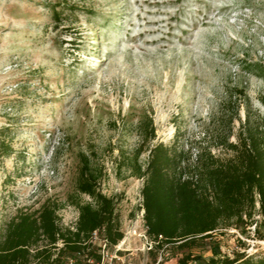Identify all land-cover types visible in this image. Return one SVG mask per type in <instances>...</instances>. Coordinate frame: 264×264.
<instances>
[{"label":"rangeland","instance_id":"obj_1","mask_svg":"<svg viewBox=\"0 0 264 264\" xmlns=\"http://www.w3.org/2000/svg\"><path fill=\"white\" fill-rule=\"evenodd\" d=\"M253 63L264 65V0H0V144L13 150L0 151V243L14 217L46 203L74 229L73 202H92L76 193L87 157L115 201L120 248L133 264H179L187 250L149 252L143 237L144 179L134 170L141 124L152 119L156 129L146 147L177 137L185 148L213 145L235 89L263 118L264 81L249 72ZM148 157L145 148L138 165ZM254 231L222 229L214 239L223 255L264 257Z\"/></svg>","mask_w":264,"mask_h":264},{"label":"trees","instance_id":"obj_2","mask_svg":"<svg viewBox=\"0 0 264 264\" xmlns=\"http://www.w3.org/2000/svg\"><path fill=\"white\" fill-rule=\"evenodd\" d=\"M53 17L61 22L56 9ZM248 70L264 81L263 64L253 63ZM240 101L247 105L244 120ZM261 103L264 105V95ZM221 120L223 130L213 145L204 146L205 141H200L187 149L179 145L178 137L171 145L146 147L155 140L156 129L152 119L141 124L143 141L134 170L144 179L141 193L147 236L156 249L172 245L187 250L179 264H264V257L245 252L223 255L214 239L222 229L246 233L255 226V236L264 240V117H255L245 90L235 89L222 104ZM145 148L149 157L143 168L138 159ZM0 151L7 156L13 153L5 142ZM81 162L76 193L92 202H73L79 212L75 228L60 225L58 205L46 203L33 213H20L7 225L0 243V264H31L32 258L59 262L79 252L87 254L90 237L97 230H104L112 245L124 239L115 201L100 190L101 170L94 169L87 157ZM42 242L47 243L43 248ZM207 248L210 258L193 253Z\"/></svg>","mask_w":264,"mask_h":264},{"label":"built area","instance_id":"obj_3","mask_svg":"<svg viewBox=\"0 0 264 264\" xmlns=\"http://www.w3.org/2000/svg\"><path fill=\"white\" fill-rule=\"evenodd\" d=\"M146 235L143 237L147 240L148 251L150 252L154 249L156 243L150 239L148 241ZM122 241L117 245H112L106 238L104 230H97L90 237L87 254L79 252L74 256L62 257L59 262H53V260L48 262L38 261L34 264H133L130 251L120 248ZM153 264H161V261L157 260Z\"/></svg>","mask_w":264,"mask_h":264}]
</instances>
